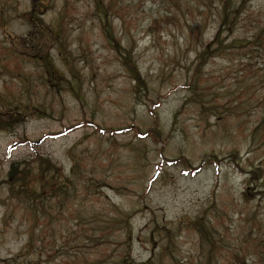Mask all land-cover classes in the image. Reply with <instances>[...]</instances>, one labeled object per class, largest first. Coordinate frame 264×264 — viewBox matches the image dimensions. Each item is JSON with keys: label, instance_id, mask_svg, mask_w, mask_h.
Returning a JSON list of instances; mask_svg holds the SVG:
<instances>
[{"label": "rangeland", "instance_id": "374dc122", "mask_svg": "<svg viewBox=\"0 0 264 264\" xmlns=\"http://www.w3.org/2000/svg\"><path fill=\"white\" fill-rule=\"evenodd\" d=\"M103 1L112 6L114 36L149 85L145 96L134 93L135 80L106 40L95 0L35 7L0 0V264L31 236L40 264H70L71 257L74 264H113L102 250L110 244L116 256L117 247L99 249L92 236L121 221L119 213L130 217L125 251L136 261L154 254L155 264H231L239 253L244 264H264V185L248 186L247 172L264 161V86L239 79L237 60L229 67L216 59L204 71L211 79L202 80L211 95L200 99L188 88L200 12L204 3L214 12L217 0ZM154 19L160 24L151 28ZM215 28L206 26V40ZM40 55L54 63L56 79L78 83L80 98L64 79L49 82ZM17 116L20 123L3 125ZM153 128L160 135L145 136ZM36 153L62 169L57 187L34 184V198L36 185L45 190L39 220L12 198L19 185L13 192L3 182L12 162ZM202 153L215 154L212 163L202 166ZM74 160L80 166L72 172ZM60 184L65 190L52 197Z\"/></svg>", "mask_w": 264, "mask_h": 264}, {"label": "trees", "instance_id": "16d2710c", "mask_svg": "<svg viewBox=\"0 0 264 264\" xmlns=\"http://www.w3.org/2000/svg\"><path fill=\"white\" fill-rule=\"evenodd\" d=\"M254 0H217L215 4V11L213 12L211 9V4L207 5L204 3L203 10L200 12L202 15L201 18L198 19V53L195 60L194 65V73L192 74L189 89L193 91V93H198V98L202 99V97H206V95H211L208 91L209 89L203 87L202 80L205 78L206 80L211 79L207 77L208 72H204L206 66L216 59H220L222 62L227 63L229 67L234 61L237 60L239 69V79L248 78L254 80L253 82L248 80L249 88L260 85V87L264 86V0H261L262 3L254 7L252 2ZM216 2V1H215ZM96 7L100 12V20L103 34L106 40L111 45L112 49L116 51L119 55L118 58L122 65L128 70L130 76L135 80L134 93L138 97L145 96L149 90V85L145 79V77L139 72L136 64H134L130 54L126 53V50L118 43L116 37L114 36V27L112 25V19L110 18V9L112 8L110 3H107L103 0H95ZM214 3V2H213ZM206 10H209L210 13L206 15ZM177 17L173 16L169 23H174L177 21ZM213 22L216 24V28L214 33L209 40L205 38V28L210 23ZM160 21L158 19H154L151 25L158 26ZM41 61L43 63V67L48 73L49 82L53 85L55 81L58 79H64L63 76L59 75L56 79V69L54 63L50 60L47 55H40ZM260 70H263L260 72ZM236 78V77H235ZM66 83H69V88L73 92V94L80 98L81 91L78 83L68 81L64 79ZM198 81V83H197ZM241 81V80H238ZM259 83V84H257ZM235 89V88H234ZM233 89V91H234ZM246 87H243L241 91H237L235 94L240 96V98L244 95ZM208 92V93H207ZM248 95V93H246ZM217 98L218 95H215ZM251 98L254 95L248 96ZM218 100V99H217ZM259 106H262L264 103V97L258 99ZM199 103L203 104L202 101ZM230 102L226 101V104L223 105L225 107H230ZM18 109V108H17ZM15 112L21 113L22 110L18 109ZM23 118L11 117L6 119L3 122L4 126H14L15 124L20 123ZM259 125L264 122V115L258 121ZM257 130V129H256ZM154 134L156 136L160 135V131L157 128H153L145 132V136H149ZM231 153L235 156L234 152L237 155L233 159L239 158V151L237 149L232 150ZM215 154H201L202 164H209L213 159H209ZM215 160H218L217 156L213 157ZM259 164H255L253 168L248 169V180L249 185L254 184L258 180L262 182L264 185V161H259ZM247 165L251 166V163H247ZM36 166V175L35 178L31 177L30 174ZM80 164L76 160L73 161L72 172L78 171ZM62 175V169L56 163H54L48 156L43 155L41 153H36V156L32 159V161H22V162H12L8 171V177L3 180L5 183L10 184V190H14L15 185H19L20 192H14L12 198L18 199L20 202L28 203L30 211H32L37 219L39 220V206L43 205V197L45 196L44 191L40 190L37 192L36 185V194H39L38 198H34L33 194H35V182L41 184L43 187H48V189H52L57 187V183H55L56 179ZM66 186L60 184L58 190L51 194L52 197H59L62 190H65ZM49 189V190H50ZM260 194L264 195V189H261ZM19 195V196H18ZM65 200L69 199V195H67ZM29 200V201H28ZM119 217L121 221H114L111 227H106L103 229L102 233L97 235L96 238L92 236V240L95 239L97 245H99V249H101L104 244H113L117 247L116 256L111 255V251L109 248L111 245L104 246L102 253L104 261H108L109 258H114L113 264H155L154 258L151 257L152 254L145 261H136L133 257L130 256L131 252L125 251L126 245L133 238L132 233V225L130 224V217L124 216L119 213ZM36 228L31 227V231L34 232ZM32 235V234H31ZM119 236V238H118ZM123 237L124 239H121ZM111 238H115L112 240ZM119 239L118 245H116V240ZM96 245V246H97ZM34 242L32 236L27 241L25 247L18 253L12 255L9 259H7V264H40L37 262L36 258H32V254L35 253L33 249ZM122 247V249H120ZM90 248H94V246H89ZM78 249H80L78 247ZM74 257V256H73ZM234 261L231 264H244L243 258L239 253L233 255ZM103 259L100 260L103 262ZM70 264H74V258L71 257Z\"/></svg>", "mask_w": 264, "mask_h": 264}, {"label": "water", "instance_id": "95a60500", "mask_svg": "<svg viewBox=\"0 0 264 264\" xmlns=\"http://www.w3.org/2000/svg\"><path fill=\"white\" fill-rule=\"evenodd\" d=\"M33 2H36V1H38V0H32Z\"/></svg>", "mask_w": 264, "mask_h": 264}]
</instances>
